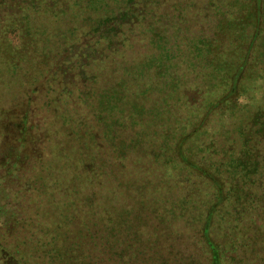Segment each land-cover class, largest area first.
I'll return each instance as SVG.
<instances>
[{"label":"trees","instance_id":"trees-1","mask_svg":"<svg viewBox=\"0 0 264 264\" xmlns=\"http://www.w3.org/2000/svg\"><path fill=\"white\" fill-rule=\"evenodd\" d=\"M261 2L0 0V264H126L158 227L264 263Z\"/></svg>","mask_w":264,"mask_h":264},{"label":"rangeland","instance_id":"rangeland-1","mask_svg":"<svg viewBox=\"0 0 264 264\" xmlns=\"http://www.w3.org/2000/svg\"><path fill=\"white\" fill-rule=\"evenodd\" d=\"M261 8L263 10V16H264V0H262L261 2ZM244 28H246V26H244ZM259 41L262 43L261 45H263V32L261 34ZM16 43H17L16 35L10 34L7 36L6 44L14 45ZM254 61L256 64H258L257 58L254 57ZM247 81L249 82V86L247 90H249L250 86L253 85H255L254 86L255 88L249 90L248 94L242 95L239 98V101L241 103H246L247 99H251V100L253 99L254 101L256 100L257 102V100H260L263 96V74L258 73L252 68L250 72V77L249 79H247ZM2 219L3 217L1 216L0 213V221ZM174 231L175 230L165 229L164 227H158L157 231H155L153 234H147V232H143V233L138 232L136 234L137 238L135 237L131 238V241L135 244L134 247L135 249L126 252L124 258L130 264H137V262H135L137 259L135 258L137 257L138 255L137 251L140 248V250H143L144 252L145 250L147 251L143 255L145 258H149L150 264H210L209 256L202 243L198 241V238L196 236L197 233L185 229L184 231H179V230L176 232ZM147 238L149 242L146 244V246H144V249L142 248V246L138 247L137 244L139 243V241H141L142 243V241L146 240ZM227 249L229 250L225 252L226 254V257L224 258L226 262L225 264H252V261L251 260L249 261V256L247 255L244 256L243 254L241 255L239 253L240 249L237 246V244L230 243L228 244ZM116 251H118V248H116ZM109 256L110 255H107V257ZM150 258H151V262H150ZM115 261L117 262V260ZM114 264H123V262L122 263L117 262Z\"/></svg>","mask_w":264,"mask_h":264}]
</instances>
